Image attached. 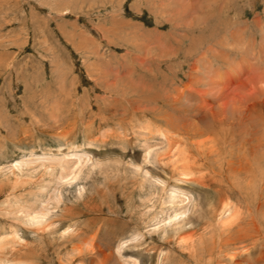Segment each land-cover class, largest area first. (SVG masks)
Here are the masks:
<instances>
[{"label": "rangeland", "instance_id": "obj_1", "mask_svg": "<svg viewBox=\"0 0 264 264\" xmlns=\"http://www.w3.org/2000/svg\"><path fill=\"white\" fill-rule=\"evenodd\" d=\"M133 259L264 264V0H0V264Z\"/></svg>", "mask_w": 264, "mask_h": 264}, {"label": "bare ground", "instance_id": "obj_2", "mask_svg": "<svg viewBox=\"0 0 264 264\" xmlns=\"http://www.w3.org/2000/svg\"><path fill=\"white\" fill-rule=\"evenodd\" d=\"M88 160H89L88 157H86V158L77 157L76 162L71 167L67 166V167L63 168L62 166H60V170L61 171H60V175H59L58 181L59 182L63 181V182L67 183L68 181H70L72 179H75L77 177L81 167ZM182 165H183L182 166V168H183L182 172L183 171L184 172L181 175L183 177L189 176L190 174L188 172L190 170V165L188 164L187 161L186 162L184 161ZM18 166H20V164L15 165L16 168H18ZM206 185H204V188L206 187ZM181 194L183 196H185L184 193H181ZM174 200H175L174 199V193H172L171 196H170V201H169L170 205H173V201ZM184 201H187L188 203L190 202L188 197L185 198V199H182L180 201V203L182 204ZM33 207H34V205H33ZM40 210L43 211V209H41V208H40ZM21 212L26 214V217H28L29 223L32 224V225H38V224L41 225L43 223H47L46 222L47 213H42V212L40 213L39 210H38V212L31 213L30 210H28L26 208L23 209ZM188 212H189V209L188 208L184 209V207L179 212H174V214L172 216L167 218L166 222L164 223V227H167V229H171L172 231H178V230L186 231V230L190 229V227H191L190 219L191 218H190ZM217 212H218V216L220 217L219 218V222H218V227L221 228V232H227V231L233 229L236 226V224H239L241 222V220L243 218V217H241V214H240L239 210L236 208V206L233 205L230 201L229 202H227V201L221 202L220 203V207H219ZM221 224H222V226H221ZM254 233L255 232L254 231L252 232V230L251 231H247V232L243 233L245 235L244 238L249 240L252 237H255ZM191 236H192L191 232L187 233L185 235L184 239H182V241L184 243L192 242ZM225 240H228V239H225ZM124 244H125V242H120L118 244V246H117V254H118V256L120 254V251H122ZM232 245H234V244H232ZM227 246H229V245H220V249L227 248ZM212 251H214L213 248L210 249V252H212ZM1 262H2L1 264H14L16 261H13V260H1ZM131 263L135 264V260L133 259V261H131Z\"/></svg>", "mask_w": 264, "mask_h": 264}]
</instances>
